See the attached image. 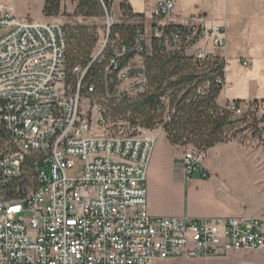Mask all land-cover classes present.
I'll list each match as a JSON object with an SVG mask.
<instances>
[{"label":"built area","instance_id":"1","mask_svg":"<svg viewBox=\"0 0 264 264\" xmlns=\"http://www.w3.org/2000/svg\"><path fill=\"white\" fill-rule=\"evenodd\" d=\"M100 2L104 39L87 66L73 68L77 80L69 83L64 26L19 19L0 0V264H152L264 249V217L147 212L146 173L162 129L110 115V98H133L145 89L146 37H137L128 57ZM174 4L153 0V35L166 49L182 46L185 53L206 41L194 55L219 56L224 71V56L207 45L224 47L225 28L202 14L178 17ZM92 62L104 63L102 91L83 82ZM217 82L226 84L224 77ZM208 87L204 80L197 93ZM225 106L236 121L227 138L264 142V100L230 99ZM207 152L184 151L186 176H208Z\"/></svg>","mask_w":264,"mask_h":264},{"label":"crops","instance_id":"2","mask_svg":"<svg viewBox=\"0 0 264 264\" xmlns=\"http://www.w3.org/2000/svg\"><path fill=\"white\" fill-rule=\"evenodd\" d=\"M123 1L134 13L143 14L130 22H140L144 31L145 23L150 22L152 28L155 20L153 0H112L111 16L115 21L122 17L120 3ZM174 3V13L178 17L202 14L208 24L225 28L224 47L217 49L207 45L208 49L225 58L226 84L217 103L225 105L230 99L264 100V0H174ZM64 4L68 13L74 12V0H61L60 12L65 8ZM43 5L44 0H37L30 3L24 13L10 7L19 19L55 23L56 16L43 14ZM114 6L118 7V16L113 14ZM205 42L198 41L188 52L193 53ZM244 61H247L246 65ZM227 146L239 147L238 143L229 141L208 149L204 160L208 172L206 178L199 172L186 176L180 163L185 147L170 143L166 134L160 131L146 173L147 212L155 216L264 217V188L255 198L244 196L222 171L215 170L210 153Z\"/></svg>","mask_w":264,"mask_h":264},{"label":"trees","instance_id":"3","mask_svg":"<svg viewBox=\"0 0 264 264\" xmlns=\"http://www.w3.org/2000/svg\"><path fill=\"white\" fill-rule=\"evenodd\" d=\"M74 1L76 8L73 16L88 18L104 15L100 0ZM103 2L108 12H111L112 0ZM60 8V0H44L43 14L57 16ZM120 10L127 22H114L110 28L111 36L124 41L130 49L128 57H132L133 44L140 34H144V26L129 20L143 17V14L134 13L124 1L120 3ZM96 43V35L86 26L80 25L68 33L66 31L67 82H76L73 68L78 64L85 67L90 63ZM141 55L145 89L133 98H110L112 117L138 123L148 129L161 128L167 140L179 146L190 145L208 150L230 140L225 131L234 127L236 121L230 119L226 106L216 101L222 89L217 79L224 77V61L219 56L199 59L194 53H185L182 46L179 49H166L153 33L150 52L143 43ZM103 68L104 63L92 62L83 82L93 84L98 91H102ZM204 80L209 81V87L205 93L198 94L197 87ZM161 96L167 98L166 104L161 103Z\"/></svg>","mask_w":264,"mask_h":264},{"label":"rangeland","instance_id":"4","mask_svg":"<svg viewBox=\"0 0 264 264\" xmlns=\"http://www.w3.org/2000/svg\"><path fill=\"white\" fill-rule=\"evenodd\" d=\"M9 6L15 9V12H26L30 3H36L37 0H3ZM61 1V0H60ZM69 5V1H68ZM61 11L54 19V22L65 27L67 33L70 29L83 25L88 27L97 37V43L92 53L94 56L105 36L104 15L98 17L83 18L73 16V12L68 13L67 7ZM113 14L118 16V7H113ZM117 22H127L126 19L120 18ZM133 23V22H132ZM137 23V22H136ZM140 23V22H138ZM69 27V28H68ZM144 35L146 37L145 45L150 52V38L152 28L150 22L145 23ZM238 143L237 148L233 146L223 147L218 151L213 150L211 160L215 164V170L223 172L229 181L242 192L244 196L255 198L259 195L260 190L264 188V142L261 144H245L237 140L230 139ZM229 141H226L228 143ZM188 149L189 146H184ZM152 264H264V249L240 250L227 253L222 257H210L204 259H186L173 258L153 262Z\"/></svg>","mask_w":264,"mask_h":264}]
</instances>
